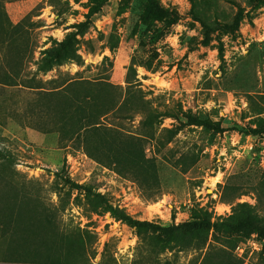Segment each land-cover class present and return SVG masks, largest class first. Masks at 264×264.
<instances>
[{"label": "rangeland", "instance_id": "374dc122", "mask_svg": "<svg viewBox=\"0 0 264 264\" xmlns=\"http://www.w3.org/2000/svg\"><path fill=\"white\" fill-rule=\"evenodd\" d=\"M0 264H264V0H0Z\"/></svg>", "mask_w": 264, "mask_h": 264}, {"label": "trees", "instance_id": "16d2710c", "mask_svg": "<svg viewBox=\"0 0 264 264\" xmlns=\"http://www.w3.org/2000/svg\"><path fill=\"white\" fill-rule=\"evenodd\" d=\"M233 21H234V24L237 23V21L235 19ZM212 22L216 23L218 25H223L224 24L223 22H218V21H215V20H213ZM200 23H201L203 28L208 29V23L205 20H200ZM71 55H74V53L72 52ZM109 211L111 212L112 215H114L118 219L124 221L129 226L133 227L136 230L138 235H141L143 232H146L147 230L152 229V228L155 227L153 223L134 219L129 214H127L124 211V209H121V208H118V207L109 206ZM246 215H249V213H246ZM230 217L234 218L235 216L232 214V215H230ZM241 219H243V218H241ZM207 225L208 226L210 225L209 222L207 223Z\"/></svg>", "mask_w": 264, "mask_h": 264}]
</instances>
